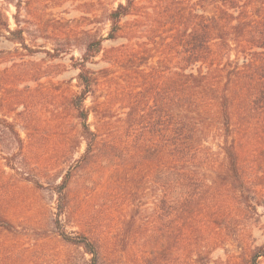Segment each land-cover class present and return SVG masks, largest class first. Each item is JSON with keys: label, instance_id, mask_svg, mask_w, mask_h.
Returning a JSON list of instances; mask_svg holds the SVG:
<instances>
[{"label": "rangeland", "instance_id": "rangeland-1", "mask_svg": "<svg viewBox=\"0 0 264 264\" xmlns=\"http://www.w3.org/2000/svg\"><path fill=\"white\" fill-rule=\"evenodd\" d=\"M120 3L126 0H0L9 30L22 29L25 40L15 43L0 25V215L14 225L0 230V264H92L61 230L96 242V264H251L264 246V96L254 110L243 102L233 108L230 142L244 185L229 177L213 98L206 150L171 166L153 160L158 112L143 94L160 57L133 72L132 84L109 63L111 48L130 44L129 22L142 28L141 17L131 16L117 40L107 39L109 14ZM138 36L133 45L145 41ZM98 39L102 48L88 63L97 81L84 102L97 142L84 159L88 138L73 104L83 87L74 64ZM126 88L131 133L123 122ZM68 173L59 216L54 188Z\"/></svg>", "mask_w": 264, "mask_h": 264}, {"label": "trees", "instance_id": "trees-1", "mask_svg": "<svg viewBox=\"0 0 264 264\" xmlns=\"http://www.w3.org/2000/svg\"><path fill=\"white\" fill-rule=\"evenodd\" d=\"M145 2L147 5H140L137 0H126V3H120L112 10L108 17L111 30L107 39L115 41L120 37L125 29L122 24L125 18L141 17L140 29L136 28L137 19H134L135 23L129 22L132 26L127 32L130 44L124 45L122 49L110 50L112 56L109 63L120 68L128 84H132V73L138 71L140 66L147 65L148 60L156 54L160 57L158 67L150 69L153 77L143 94L153 96L154 109L158 112V122L152 132L157 139L153 160H164L171 166L191 158L196 159L206 150L204 141L210 133L208 126L212 120L213 98L218 108L219 126L224 139L222 150L229 177L234 184L244 185L236 146L230 142L233 108L238 102H243L254 110L252 106L257 107L260 97L264 96V0ZM0 25L11 34L12 41L25 45L23 30H9V24L3 20L1 12ZM136 35L145 41L133 45L131 39ZM102 45L103 39L92 41L87 45L83 58L74 64L80 70L78 78L83 87L73 104L79 111L88 138L84 159L97 142V133L87 123L88 111L84 108V102L97 81L88 63L101 50ZM30 52L37 53L33 49ZM47 53L52 56L50 52ZM160 75H163L161 84ZM122 96H125L122 103L127 109L123 122L131 133L134 125L132 92L126 88ZM161 96H166V100ZM164 106L168 114L161 124L159 119L164 113ZM126 145L122 149L125 156L131 157V146ZM173 170L170 168L169 173ZM69 180L70 173L54 188L58 197L59 216L65 209V190ZM57 223L60 225L59 220ZM13 228V223L0 215V230L13 231ZM60 234L67 241L82 247L91 256L92 264L97 263L99 246L96 242L84 235L70 236L64 230ZM260 258H264V246L256 249L251 264H260Z\"/></svg>", "mask_w": 264, "mask_h": 264}]
</instances>
